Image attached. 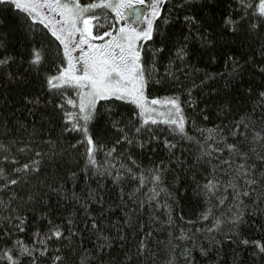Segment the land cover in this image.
I'll return each mask as SVG.
<instances>
[{"label": "snow or ice", "instance_id": "obj_1", "mask_svg": "<svg viewBox=\"0 0 264 264\" xmlns=\"http://www.w3.org/2000/svg\"><path fill=\"white\" fill-rule=\"evenodd\" d=\"M138 2L143 3L144 0H138ZM164 2L165 0H148L149 15L137 7L133 0H89L83 3L82 0H0V15L12 13L28 37L29 66L39 73L40 69L45 66V62L51 60L47 70L43 73V81L50 92L59 94L54 107L60 110L65 122L63 131H78L81 134V141L86 145L83 172L87 174L91 166L93 175L101 177L110 175L116 183H119L126 174L136 177L139 185L134 192L145 183L144 173L147 172L148 183L151 185L149 194L146 196L148 201L159 197L161 192L171 195L163 181L164 173L171 161L161 160L145 168L129 152L127 158L131 162L130 167L123 161L124 153L114 155L117 153L116 145L123 141L129 147L133 143L144 147L150 141L162 139L171 160L178 165L188 167L186 160L173 151L177 147L176 143L167 137L156 136L154 130L158 121L163 119L173 133H179L189 140H196V137L188 136L185 130L187 117L184 115L179 93H173L170 97L163 99L146 95L150 81L156 78L154 75L157 72L156 53L164 45L161 44L160 49L150 45L152 58L151 61L145 62L140 42L150 41L154 32L160 31L154 21L161 15ZM239 7L243 14L237 19L228 15L225 17V24L230 25L232 31L235 32L238 30V24H243L247 20L248 24L245 27L250 33L260 32L261 27L264 26V0H255V2L254 0H239ZM138 17L144 21L139 29L135 26L139 22L136 19ZM169 18L162 17L164 23H167ZM125 19L129 23L120 22ZM184 20L189 23V27L192 22L200 24L195 15H186ZM3 26L4 21L0 20V27ZM197 35L200 34L197 33ZM208 35L211 33L208 32ZM261 36L264 37V33H261ZM202 40L208 44L212 43L210 39L205 40L204 37ZM0 49L4 50V54L0 56V66L7 67L14 57L8 54L6 32L0 33ZM177 52L181 56L186 55L183 48L177 49ZM261 54L264 55V45L261 47ZM229 60L233 63L229 75H237L241 70L242 62L238 63V58L234 56H229ZM169 67H171V61ZM165 73L172 75L169 68H165ZM8 76L10 79L16 78L11 72ZM207 79L209 76L206 74L205 80ZM200 83L203 84V81ZM192 87H196L195 83ZM191 91L192 89L189 88V94ZM69 92L73 95L69 96ZM259 95L264 101V91H261ZM25 100L39 103V97H25ZM51 101L50 96L49 102ZM116 101H131L136 105L137 111L134 117L139 122L129 131L126 125L113 121L114 126L122 135L109 148L93 139L88 125L101 111L98 104H101L104 110L110 111ZM189 102L195 104V101L191 100V95ZM157 104L166 105L171 118L162 113L157 115L160 109L153 106ZM220 107L222 110L230 111L228 101ZM69 108L73 110L69 111ZM261 108L262 112L259 116L253 109L252 112L240 114L238 119L229 122L228 136L235 140V143H228L224 130L219 128L207 129L209 136L204 141L197 140L199 151L197 161L194 163L200 160L210 162L211 159H218L219 154H223L225 148L228 151L227 159L220 161V164L227 167L228 179L222 181L217 177L215 175L217 165H212L211 177L206 174L204 182L198 184V188L205 194L208 202V208L201 214V219L206 220L211 215L212 223L210 227L206 224L203 229L198 228L197 231L204 233L205 239L218 246L221 242L217 239V234L223 228L227 229L223 232L224 239L232 240L234 235L239 237L245 209L249 207L245 200L253 194L256 196V200L252 203V210L255 212L260 210L258 202L264 199V167H259L264 165V104H261ZM17 123L21 127H27L23 122ZM192 123L195 126L194 119ZM3 124L7 130V120H4ZM35 132L36 128L33 126L27 141H24L22 137L18 140L13 136L9 138L7 144L0 143V152L4 153L0 155V192L8 193L7 198L0 197V208L8 213L6 216H0V224L4 225L0 227V237L5 241H10L0 247V264H25L26 260L28 264H41L46 259L49 264H68L72 255L77 256L76 264H116L114 258L104 259L107 255L106 249L110 248L113 242V237L106 234L110 222L104 217L103 211L97 214L91 209L93 202L103 203V196L98 191L100 185L93 188L87 175H85V187L81 192L75 190V183L69 190L66 187L65 178L60 175L54 176L47 184L45 180L37 181L38 184L45 185L50 193H55L58 199L65 203L72 201L77 209H83V216L79 221L84 225L83 230L78 231L75 226L77 212L74 210L67 213L66 222H57L49 217L48 228L43 234L39 228H35L32 234L34 239L31 243L25 242L23 237L19 236V233L24 231V224L27 220L22 206L28 202H34L36 196L41 193L33 184L27 196H21L18 194V186L30 183L29 177L39 170L45 156L54 159L57 155L56 142L50 136L46 142H42L49 146L47 151L33 146L32 137ZM142 132L148 133L147 140L141 138ZM217 143L223 144L224 147H217ZM12 145L16 146V152H12ZM98 148L105 150L103 165L96 160L95 150ZM63 152L64 149L61 148L60 153ZM20 154H23L24 159ZM5 163L9 165V168L6 169L3 166ZM134 167H139L140 171H134ZM76 176L75 172H67V177L72 178L73 181L76 180ZM53 183L56 184L55 188L52 187ZM229 189L231 190V203L228 205L230 214L216 216L213 212L212 198L218 199L220 206L225 205V194ZM217 192L221 193L219 197H216ZM121 193L124 194L123 188H121ZM127 195L131 197L133 192ZM44 198L46 199V195ZM143 203V199L133 200L134 207L125 213V224L133 221L132 213L136 211L135 204H140L142 207ZM156 203L159 204L160 201L157 199ZM41 215L47 216L48 214L41 213ZM171 222L170 217L169 223ZM111 223L116 226L123 239V231L119 227L120 221ZM188 223L192 222L188 221ZM9 228L15 231H9ZM141 228H143L142 224ZM84 231L89 234L91 247L84 246ZM180 232L183 239L193 241L191 247L186 246L181 249L184 264H197L192 256V248L200 247L201 253H206L207 250L196 242L195 236L189 237L183 228ZM150 234L149 231L145 235ZM13 236L16 239H11ZM76 237L78 239H74ZM93 238L94 243H92ZM175 239L177 238L170 232L169 260L165 264H177L175 249L178 245L172 243ZM64 241L67 242L66 247L62 244ZM242 242L249 243L247 238H242ZM254 243L258 253L264 254V242L257 240ZM37 244L40 245L39 248L36 247ZM50 248L59 254L48 258L47 253ZM148 251L150 249L145 237H141L137 244L136 255ZM152 255L154 256L155 253ZM120 264H131V255L125 253ZM232 264H239L238 257L233 259Z\"/></svg>", "mask_w": 264, "mask_h": 264}, {"label": "trees", "instance_id": "obj_2", "mask_svg": "<svg viewBox=\"0 0 264 264\" xmlns=\"http://www.w3.org/2000/svg\"><path fill=\"white\" fill-rule=\"evenodd\" d=\"M83 2H89V0H82ZM110 14L114 15L111 12ZM242 14L239 0H165L161 15L154 21L160 31L154 32L150 41H143L140 45L145 62L151 61L152 58L150 45L157 49H160L161 44L164 45L156 53L157 72L154 74L156 78L150 81L146 93L149 96L157 95L162 99L170 97L173 93H179L183 112L187 117L185 130L188 136L196 137V140H189L179 133H173L163 119L158 121L154 130L156 136L167 137L176 143L177 147L173 151L186 160L188 167L178 165L171 160L162 139L150 141L144 147L135 143L129 147L123 141L116 145L117 153L114 155L124 153L123 161L130 167L132 165L127 158L129 152L145 168L161 160L171 161L163 177L164 184L171 195L161 192L159 197L152 201L146 199L151 187L148 183L147 172L144 173L145 183L135 192L134 189H137L139 185L136 177L126 174L119 183H116L110 175L103 177L93 175L91 166L87 174L83 172L86 145L81 141V134L78 131H63L65 122L60 110L54 107L59 94L50 92L43 81V73L47 70L51 60L45 62V66L40 69L39 73L30 67L28 37L19 21L10 12L0 15V20L4 21V26L0 27V33H7L8 54L14 57L7 67L0 66V143L7 144L9 138L13 136L18 140L22 137L24 141H27L33 126L36 128L32 137L33 146L47 151L49 146L42 142H46L49 136L56 142L57 155L54 159L45 156L39 170L29 177L30 183L18 186V194L21 196L26 197L27 193L32 190L33 184L41 193L36 196L34 202H28L22 206L27 220L24 224V231L20 232L19 236H22L25 242H32L35 228H39L43 234L49 226V217L57 222H66L67 213L74 210L77 212L75 217L77 230L84 229V225L79 222L83 216V209H77L72 201L65 203L58 199L55 193H50L45 185L38 184L37 181L45 180L47 184L54 176L60 175L65 178L66 187L69 190L75 183V190L81 192L85 187V175H87L93 188L100 185L98 191L103 196V203L93 202L91 209L97 214L103 211L104 217L110 222L106 234L113 237V242L112 246L106 249L107 255L104 259L114 258L116 264H120L125 253H129L131 264H165L169 260L171 232L172 236L177 238L172 241L178 245L175 249L177 264H184L181 249L186 246L191 247L193 241L181 237L180 229L183 228L189 237L195 236L196 242L207 250L206 253H201L200 247L192 248V256L197 264H232L236 257H238L239 264H264V254L258 253L254 243L257 240L264 242V199L258 202L260 210L254 212L252 210V203L256 200L254 194L245 200L249 207L245 209L239 237L234 235L232 240L224 239L223 232L227 229L223 228L217 234V239L221 242L218 246L205 239L204 233L197 231L198 228L203 229L206 224L210 227L212 223L211 215L206 220L201 219V214L208 208V202L205 194L198 188V184L204 182L206 174L211 177L212 165H217L215 173L217 177L222 181L228 179L227 167L220 164V161L228 157L227 149L225 148L223 154H219L218 159H211L210 162L200 160L194 163L197 161L199 151L197 140L204 141L209 136L207 129L219 128L224 130L228 143H235L236 141L228 136L229 122L238 119L240 114L252 112L253 109L259 116L262 112L261 104H264L259 95L261 91H264V55L261 54V47L264 45V37L261 33H264V26L261 27L260 32L250 33L245 27L248 24L247 20L243 24H238V30L235 32L232 31L230 25L225 24V17L228 15L237 19ZM186 15H195L200 24L192 22L189 27V23L184 20ZM162 17L170 18L167 23H164ZM208 32L211 35H208ZM202 37L205 40L210 39L212 43L204 42ZM179 48H183L186 55H179L177 52ZM3 54L4 50L0 49V56ZM229 56L237 57L238 63L242 62L241 70L237 75H229V70L233 68ZM170 61L171 67H169ZM165 68H169L172 75L166 74ZM9 72L16 78L10 79ZM213 73L216 75H212ZM206 74L209 76L207 80H205ZM201 81L203 84L200 83ZM193 83L196 87H192ZM189 88L192 89L191 94L188 92ZM68 95L72 96L73 93L69 92ZM190 95L191 100L195 101L194 105L189 102ZM50 96L52 97L51 102H49ZM25 97H39V103L27 101ZM225 101L229 102L230 111L221 109L220 106ZM98 108H101V111L89 123V132L97 143L109 148L122 135L114 126L113 121L126 125L129 131L139 122L134 117L137 106L131 101H116L110 111L104 110L101 104H98ZM193 119L195 126L192 123ZM4 120L8 122L7 130L3 124ZM17 122H23L27 127H21ZM141 138L147 140L148 133L142 132ZM77 141L81 142L76 143ZM216 146L224 147L220 143ZM61 148L64 149L63 153H60ZM11 150L16 152V146L12 145ZM2 154L4 153L0 152V155ZM20 155L24 159L23 154ZM95 155L97 162L103 165L105 150L98 148L95 150ZM3 166L6 169L9 168L6 163ZM259 167H264V165ZM69 171L77 174L75 181L67 177ZM134 171L139 172L140 168L134 167ZM52 187L55 188L56 184L53 183ZM121 188L124 190L123 195ZM129 192H133V196L129 197L127 195ZM220 195V192L216 193V197ZM7 196V192H0V197L7 198ZM225 197L226 203L223 206L219 205L218 199L212 198L213 212L216 216L230 214L228 207L231 203L230 189ZM137 198L144 200L143 206L135 204L136 211L132 213L133 221L125 224V213L134 207L133 200ZM157 199L160 201L159 204L156 203ZM41 213L48 215L44 216ZM6 215L8 213L0 208V216ZM170 217L171 223H169ZM117 220L120 221L119 227L123 231V239L116 226L111 223ZM0 227L4 225L0 224ZM8 230L15 231L12 228ZM149 231L151 234L146 236L145 234ZM84 237V246L91 247L87 231H84ZM141 237H145L150 251L136 255L137 244ZM242 238H247L249 243L244 244ZM11 239H16V237L13 236ZM9 242L0 237V247ZM94 242L93 238L92 243ZM62 244L67 246L66 241ZM36 247L39 248L40 245L37 244ZM152 253L155 255L153 256ZM57 254L59 253L50 248L47 257L50 258ZM76 260L77 256L72 255L68 264H76ZM25 264H28L27 260ZM41 264H49L48 259L42 261Z\"/></svg>", "mask_w": 264, "mask_h": 264}, {"label": "rangeland", "instance_id": "obj_3", "mask_svg": "<svg viewBox=\"0 0 264 264\" xmlns=\"http://www.w3.org/2000/svg\"><path fill=\"white\" fill-rule=\"evenodd\" d=\"M133 2L134 3H136V6L137 7H143L142 8V10L144 11V12H147L148 13V9L150 8V4L148 3V0H144V2L143 3H140V2H138V0H133ZM149 15H150V13H148ZM127 21V19H125L124 21H120V22H124V23H127L126 22ZM141 21V23L143 24L144 23V21H143V19H141L140 20ZM140 23V24H141ZM138 29H139V27L140 26H138V25H135ZM97 42H99V41H97ZM74 55H75V53H74ZM146 95H147V93H146ZM150 96H156V97H158L157 95H150ZM154 107H157L158 109H160V112H158L157 113V115H161V113L163 114V115H169V118H171L170 117V114L167 112V106L166 105H163V104H157V105H153Z\"/></svg>", "mask_w": 264, "mask_h": 264}, {"label": "flooded vegetation", "instance_id": "obj_4", "mask_svg": "<svg viewBox=\"0 0 264 264\" xmlns=\"http://www.w3.org/2000/svg\"><path fill=\"white\" fill-rule=\"evenodd\" d=\"M139 8H141V9H142L143 7H139ZM146 13H147V12H146ZM136 19H137L139 22H138V23H136L135 25H138V26H140V25L142 24V23H141V21H140L142 18H139V17H138V18H136ZM127 21H128V20H127ZM127 21H126V22H127ZM127 23H129V21H128ZM140 23H141V24H140Z\"/></svg>", "mask_w": 264, "mask_h": 264}]
</instances>
